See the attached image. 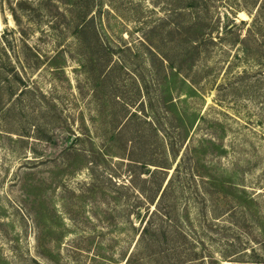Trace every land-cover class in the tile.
<instances>
[{"label":"rangeland","instance_id":"rangeland-1","mask_svg":"<svg viewBox=\"0 0 264 264\" xmlns=\"http://www.w3.org/2000/svg\"><path fill=\"white\" fill-rule=\"evenodd\" d=\"M174 245L182 264H264V0H0V264Z\"/></svg>","mask_w":264,"mask_h":264},{"label":"trees","instance_id":"trees-1","mask_svg":"<svg viewBox=\"0 0 264 264\" xmlns=\"http://www.w3.org/2000/svg\"><path fill=\"white\" fill-rule=\"evenodd\" d=\"M77 12H76V18H78V19H84L85 18V20H86V17H87V15H86V10L85 9H83V7L81 6V7H79L77 10H76ZM84 28H86V26H81L80 27V29L82 30V29H84ZM79 29V30H80ZM151 164H153V165H159L157 162H155V161H153V162H150ZM178 166V165H177ZM175 167L174 168V170L175 171H177L178 170V167ZM156 169V170H155ZM158 170V168H154V170L153 171H157ZM195 174H197V176H198V178H199V181L201 180L202 182H203V184H205V185H207L206 187H204L203 186V188L201 189V187H200V183H197L196 184V187L199 185V188L197 189V188H195V190H196V194H197V196L199 197V198H204V200H205V196H212V195H214V193L209 189V185L212 183V182H216V179L213 177V176H210L209 177V180L208 179H206V177H204L203 175H202V173H200V170H199V172H197V173H195ZM174 176V175H173ZM173 176L171 175L169 178H168V180H167V183H166V185L161 189V186H162V183L161 184H159L158 185V191L161 189V191H160V193H159V196H158V198H157V200L155 201V207L153 208V209H151L150 210V214H152V216H154V218H159V220H161V221H163L164 219H166V218H168V220H172V212H173V205H171V204H163V200H164V198H165V196H166V192H167V190L170 188V186H171V184H172V181H173ZM165 178V177H164ZM208 178V177H207ZM232 185H233V183H232ZM223 187H227V188H232L231 187V184H230V186L229 185H227V186H224V185H222ZM235 186V185H234ZM235 189L237 190L238 188H236L235 187ZM199 190V191H198ZM215 193L216 194H218L220 197H223L226 201V203H227V201H228V203H229V201L231 202V201H233L232 199H234V198H238L239 196L238 195H233V196H231L232 198L230 199L229 197H228V195H227V192H224V194H221V191H220V188H218L217 190H215ZM210 198V197H209ZM208 198V199H209ZM155 199V198H154ZM154 199H153V201H154ZM218 199V198H217ZM230 199V200H229ZM152 201V202H153ZM213 201H215V200H213ZM215 204H216V201L214 202ZM234 203H236L234 206H233V210H237L238 212H239V216H243L242 215V213L244 212L243 211V206H240L239 207V205H238V203L236 202V201H234ZM159 204H161V207H158V205ZM150 209V208H149ZM232 210V211H233ZM153 218V219H154ZM152 219V220H153ZM152 220H147L144 224H143V226H142V228H141V231H140V236H145V234H146V232L150 229V225H149V223L152 221ZM144 231V233H142ZM159 232H160V235H161V237H162V239H164V240H166V242L168 243L169 242V240L167 239L168 237H167V234H166V231L163 229V228H161V227H159ZM155 236H158L157 234H154ZM139 236V237H140ZM159 237V236H158ZM159 253V252H158ZM183 253L184 252H180L179 251V249H178V247L176 246V245H174L173 246V248H168L167 250H166V252H165V254H164V257H163V255H158V256H156L155 257V264H182V259L185 257V256H183ZM202 259H204L203 257L202 258H200V260H202ZM198 264H205V262H203V261H200V262H198ZM207 264V263H206Z\"/></svg>","mask_w":264,"mask_h":264}]
</instances>
